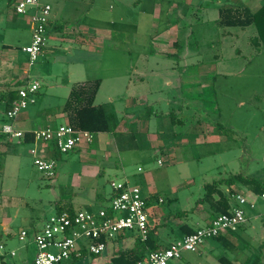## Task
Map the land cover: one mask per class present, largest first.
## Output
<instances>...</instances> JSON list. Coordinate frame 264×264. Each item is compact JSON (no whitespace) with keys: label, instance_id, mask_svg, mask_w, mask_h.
Returning a JSON list of instances; mask_svg holds the SVG:
<instances>
[{"label":"rangeland","instance_id":"rangeland-1","mask_svg":"<svg viewBox=\"0 0 264 264\" xmlns=\"http://www.w3.org/2000/svg\"><path fill=\"white\" fill-rule=\"evenodd\" d=\"M16 1L0 0V53L3 42L10 45L11 52L20 56L19 63L29 68L31 80L39 82L37 93L41 96L51 93L53 99L55 96L59 100L66 98L72 85L66 79L67 72L73 75L77 72L79 77L85 78H107L111 75L107 68L109 62L117 64V73L131 64L133 73L136 71L133 78L140 71L160 73L158 85L151 86L154 93L148 97L147 105L152 108L150 119L169 127L170 130L166 128L167 132L159 136L160 140L164 135L167 137L163 138L161 146L169 147L170 151L148 146L124 156V174L115 168L106 170L98 183L103 204L93 208L108 207L111 181L137 185L145 199L150 198V191H154L148 211L149 224L155 225L159 216L165 219V226L158 228L156 238L166 244L175 239L176 222H186L192 217L188 212L202 196L204 184L238 174L264 183V45L257 47L252 43L257 36L254 25L243 29L221 27L208 15L188 16L185 20L182 17L177 20L174 15L151 21L136 11L124 22H102L107 31L115 33L110 40L116 42L113 44L118 50L114 51L113 45L102 46L95 54L81 60L85 67L79 68V61L72 58L77 47L74 39L70 42L66 39L52 42L50 39L48 53L39 56L29 67L28 56L21 49L29 44L31 31L22 21L23 17L14 12ZM101 1V4H108V0ZM199 1L196 8L202 5L211 8L219 1L254 10L263 3V0ZM134 2L132 0L133 5ZM110 21L114 24H109ZM110 40L106 44L111 43ZM154 41L160 48H156ZM175 41L180 44L177 50L173 47ZM50 47L54 48L51 54ZM56 53H67V62L56 60L53 56ZM222 72L229 73L227 80L222 75H214ZM166 79L174 85L164 86ZM148 82L151 83L150 78ZM169 100H173L171 108ZM173 113L177 118L174 124ZM2 123L0 119V126ZM60 124L64 123L57 122ZM172 131L179 135L188 133L190 141L186 139L183 145L177 146V135ZM206 131L209 135H222L226 140L208 146L210 149L195 144L194 137H205ZM16 146L14 144L12 148ZM30 148L22 145L14 154L0 153V245L6 251L16 252V257L9 259L12 264H25V261L30 264L36 253L33 231L56 212L55 205L61 207L72 197L85 199L89 185L95 183L70 180L71 174L79 168L76 151L65 154L54 151L51 159L56 162L55 175L47 178L34 166ZM235 187L247 201L250 199L243 187ZM256 203L264 212V200L256 199ZM242 207L248 222L229 235L234 238L241 234L243 242H236L232 247L220 243L201 257L198 256L200 253L183 251V258L170 260L169 264H220L218 258L222 256L235 264H264V214L260 217L256 210L250 211L247 203ZM22 230L28 232L24 241L19 240ZM135 234L130 232L131 238ZM185 256L191 259L187 261ZM61 264L73 263L67 260Z\"/></svg>","mask_w":264,"mask_h":264},{"label":"crops","instance_id":"crops-1","mask_svg":"<svg viewBox=\"0 0 264 264\" xmlns=\"http://www.w3.org/2000/svg\"><path fill=\"white\" fill-rule=\"evenodd\" d=\"M41 2L51 6V15L49 19L47 39L40 56L48 53L46 49L47 43L50 39H52V42H59L63 39H66L68 42H70L74 39L77 47L74 53L72 52V58L79 61V68L85 67L81 60L85 59V57L95 54L98 48H101L102 46L108 45L109 48L110 45H113L114 51L118 50L116 45L113 44L116 42L110 40L112 37H115V33H111L110 31H107L106 28H104L106 26L102 22L106 20H117L118 22H124L129 20L133 12L137 11L136 13L148 18L151 21L155 19H164L167 16L174 15L176 16L177 20L181 19V17L183 20H185L188 16L195 17L200 15H208L211 19H213V21H216L218 26H220L218 24L219 9H243L242 7H232L230 5L222 4L219 1H216L215 5H211V8L206 6L203 7V5L200 8H196L197 4H200L199 0H135L134 5L132 4V0H108L107 5L105 2L101 4V0H41ZM256 9L250 10L255 11ZM21 17H23L22 21L28 24L31 31L29 17ZM109 24L113 25L114 23L110 21ZM115 31L119 32L117 29H115ZM121 31L122 30H120V32ZM108 40H110L111 43L106 44ZM154 42L157 44L156 41ZM173 43V47H175V50H177L176 48L180 47L179 42L175 41ZM156 48H160L159 44L156 45ZM53 51L54 48L50 47L49 53L51 54ZM65 54L67 55V53H56L53 56L58 61L67 62ZM19 57L20 56L16 52H11L10 45H8L6 42L2 43V51L0 53V119L3 123L6 122L5 113L9 109V100L12 96V93L16 92L20 84L24 86L29 81H32L29 75V68L19 63ZM107 68L110 69L109 74L111 75H109L107 78H97L101 82L96 93L94 103L95 105L101 106L106 113L113 114V118L109 123V130L107 132L94 134L93 142L91 144L83 145L72 150V152L76 151L79 157V163H76L79 168L78 171L71 174L72 177L70 180H73L74 182L83 180L86 182H95L94 184L89 185L88 189L90 188V190L87 192V197H85V199H76L75 197H72L63 203L65 206L70 205L75 211H96L102 207L101 205L100 207L93 208L96 205L103 204V197L100 189H98V183L104 178L106 170L108 169H119L121 173L124 174V156L128 155L129 153L140 152V150H142L141 148L148 146L152 148L156 146V148L161 151H164L165 148H168V151H170L169 147L164 148V146H161L163 138L165 139L167 137L164 135V137L160 140L161 137L159 136V134H163V132L166 131V128L168 130L170 129L168 126L165 127L163 124H161V122L157 123L156 121H152L150 119L151 114H153L151 111L152 108H149L147 105L148 97L154 93V90L151 86L158 85L156 81H158L160 73L153 71L147 74L144 71H140L137 73V76L133 78V75L136 74V71L133 73V67L131 64H129L128 69L127 65H125L123 72L120 73L115 72L117 68V64L115 62H109ZM79 74L80 73L75 72L73 75L67 72L66 79H68L69 83L71 82L72 85L74 83L96 80L92 79V77H79ZM228 74V72H222L221 74L215 73L214 75L216 77L222 75L223 78L227 80ZM150 75L151 77H148ZM155 76L157 78H154ZM149 78L151 83L148 82ZM173 85L174 83L168 80L164 83V86L168 87ZM53 98L54 96L51 95V93H47L43 96L36 93L33 102L29 103L27 107L23 109L13 121L14 126L17 129L29 134V132L39 128H56L60 125L68 123L66 113L61 112V107L63 106L67 97L60 100L57 99L56 96V99ZM57 100L59 103H57ZM169 101L170 104H168V106L171 108L173 107V100ZM113 102H120V104L115 105ZM184 118L188 117L184 116ZM59 121H62L64 124L57 125V122ZM153 129L155 131H153ZM172 133L173 135H177L175 138V140L178 141V143H176L177 146L183 145L186 139L188 140L190 138L186 132L182 135H179V133L176 131H172ZM204 133L206 134L205 137L201 138L199 135L198 137H194L193 141H195V144L204 146L207 149H210L208 147L210 145L219 144L226 140L222 135H209L208 131ZM14 144L17 146L12 148V145ZM22 145L31 147L29 153L32 155L33 160L35 156L52 158L54 153V149L52 148L51 144L34 141L32 143H24L23 140H0V153H3L4 151L14 154L20 149ZM171 157L173 158L174 156L171 155ZM137 171L139 170L137 169ZM254 179L260 180L257 178ZM230 189L235 190L231 198L233 205L235 196L243 195L236 189L235 185L231 186ZM153 194L154 191H150L149 197L153 196ZM247 197L250 198L248 201L245 199L248 209L250 211L256 210L257 214H259L261 217V215L264 214V212H262L263 209L260 207L259 203H256V199H261L250 194ZM83 206L85 207L84 209L81 208ZM58 207L60 206L55 205L54 210H58ZM186 212L187 211H185V213ZM188 213H192V217L187 218L186 222H176L174 241L166 244L160 242L161 247L159 248L166 247L168 244L180 240L185 235L183 227H189L193 230H196L197 228L207 225L214 217V214L210 211L208 206L203 204H195V207ZM245 216V224L235 231V233L238 232L248 222L249 218L247 219L246 211ZM154 222L155 225L149 224V226L151 230H154L156 235H158V228H163L166 221L164 218H162V216H159ZM117 239L119 240L114 243L113 247H107V249L101 254L102 257H96L83 253L82 257H72L70 261L73 264L81 260L85 261L84 264H107L110 255L117 248L128 249L133 244V239L130 236V232L118 235ZM240 241H242L241 234L234 238L227 234L221 240L210 239V241L206 243L205 246L204 244L201 245L198 250L193 253H200L198 256L201 257L202 254L206 252L208 253L220 243L222 246L232 247L236 242L240 244ZM181 258H183V255L180 257V259ZM185 259L188 261L191 258L190 256H185ZM25 262L29 263L28 261Z\"/></svg>","mask_w":264,"mask_h":264},{"label":"built area","instance_id":"built-area-1","mask_svg":"<svg viewBox=\"0 0 264 264\" xmlns=\"http://www.w3.org/2000/svg\"><path fill=\"white\" fill-rule=\"evenodd\" d=\"M14 12L29 17L30 43L22 51L28 56V65L31 67L38 60L47 39L51 6L40 0H17ZM38 88L39 82L32 80L18 90L16 100L6 112L7 122L0 126V140L24 139L27 133L17 129L13 121L33 102ZM29 134L34 142L51 144L53 149L62 154L89 145L94 138V134L73 129L68 123L56 128H39ZM33 164L47 178L54 177L56 162L53 159L35 156ZM158 164L161 165V161ZM110 188L108 207H100L96 211L77 210L73 214L54 213L46 219L32 237L36 253L30 264H61L72 257H82L83 253L99 256L107 249L105 241L126 232H134L140 241H145L151 231L148 213L150 205L142 197L140 188L128 181H111ZM259 198L264 200V193ZM245 204V198L236 195L228 214L215 216L194 233L164 248L148 252L137 264H169L170 260L179 259L183 251L196 252L207 240L237 231L246 222L242 207ZM27 236L28 232L22 230L19 240L24 241ZM13 257H16L14 250L6 251L0 245V264H12L9 259Z\"/></svg>","mask_w":264,"mask_h":264},{"label":"trees","instance_id":"trees-1","mask_svg":"<svg viewBox=\"0 0 264 264\" xmlns=\"http://www.w3.org/2000/svg\"><path fill=\"white\" fill-rule=\"evenodd\" d=\"M218 24L223 27L238 28H246L254 25L257 31V36L252 39V43L257 47L264 45V2L255 11H252L247 7L240 10L231 8L219 9ZM48 25L49 21L47 24V30ZM100 82L101 81L99 79H96L82 83H74L70 87L66 101L61 107V112L66 113L68 124L73 129L88 131L92 134L105 133L109 130V123L113 118V114L106 113L101 106L95 105L94 103ZM18 87L19 88L16 90V92H13L12 96L10 97L9 109L13 101H15L17 98L18 90L23 86L20 84ZM172 115V123H175L177 118H175L174 114ZM217 126V128H219L220 125L218 124ZM23 142L32 143V135L26 134ZM54 151L57 150L54 149ZM234 185L243 187L248 194L257 197H260L264 193V183L261 180L246 178L240 174L231 175L228 178H221L214 180L211 183L204 184L202 187L203 194L196 200V205H207L210 211L214 214V217L221 214H228L232 209L231 198L235 191L231 190L230 187ZM222 187H225L227 191L223 190ZM150 200L151 197L146 198L147 205H150ZM62 212L73 214L75 210L70 205H62L61 207H58V210H56L55 213ZM183 229L185 235L192 234L195 231L189 227H183ZM36 231L37 230L33 231L32 237ZM117 237L118 236H116L115 239L105 241L107 243V247H113L114 243L119 240ZM223 237L224 236H219L214 238V240H221ZM132 239V246L128 249L117 248L110 255L107 264H137V262L142 260L148 252L161 249L159 248L161 247V243L158 242L154 230L149 232L147 239L143 242L140 241L136 234ZM218 262L220 264H235L223 256L218 258ZM4 264L8 263L4 262Z\"/></svg>","mask_w":264,"mask_h":264}]
</instances>
